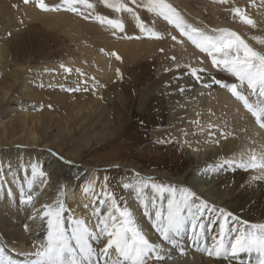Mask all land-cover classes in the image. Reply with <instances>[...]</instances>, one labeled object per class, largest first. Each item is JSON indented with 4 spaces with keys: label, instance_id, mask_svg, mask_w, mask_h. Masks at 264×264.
Masks as SVG:
<instances>
[{
    "label": "rangeland",
    "instance_id": "rangeland-1",
    "mask_svg": "<svg viewBox=\"0 0 264 264\" xmlns=\"http://www.w3.org/2000/svg\"><path fill=\"white\" fill-rule=\"evenodd\" d=\"M56 1L61 0L35 2L41 3L43 7L40 8L45 12H67L80 18V24L98 30L97 48L89 44L83 45L85 49L80 48L76 39L60 32H54V39L47 42L46 31L39 26L34 29L35 43L40 48L34 50L35 66L65 64L66 68L81 72L84 85L92 77L91 92L84 91L85 88L81 94L78 91L71 97L72 107L81 100L77 98L88 101L91 93L96 99H103L113 134L100 146L89 152L84 150L79 159H72L65 153L73 146L72 141H68L62 151L51 146L34 147L35 155L51 153L65 165L73 161L83 167L81 171H86L88 178L108 183L122 206L119 219L126 223L127 233L136 238V264H154L170 246V242L162 240L152 244L129 210L128 195L136 188L142 192L144 181H152L156 191L169 197L164 240H170L175 248L172 264H184L189 257L192 262L191 254L194 253L185 248H191L193 240L205 233L204 229H212L219 222L216 221L218 214H214L220 209L214 205L216 200L208 189L215 167L234 166L233 162L239 168L242 163L245 169H251L249 180L242 185L245 190L261 167L254 152L249 154L251 162L241 161V154L238 155L240 159L235 160L234 153L231 157L210 159L207 166L200 152L203 151L201 146L212 143L215 155L220 143H228L229 137H238L241 142V120H238V128L235 116L232 118L230 114L234 108L226 103L218 104L219 111L215 107L218 101L215 94L220 87L240 104L244 97L249 103L242 102L243 107L264 131V121L257 113L260 111L264 116V0H62L59 5L54 3ZM115 36L120 39L114 40ZM123 41L139 42L140 46H134L131 53H124L116 48L117 43ZM95 53L102 55L104 60L98 63ZM105 64L108 69H104ZM70 91L71 88L67 93ZM52 99L45 98L37 112L47 111L57 119L70 115L68 108ZM108 120L100 121L108 126ZM100 126L97 123L92 129L99 131ZM242 132L240 147L247 141L243 126ZM188 153L195 159L192 167L195 181L190 185L182 183L176 174V170L187 168ZM104 159L117 162L107 163ZM150 171L153 174L148 177ZM65 172L68 180L71 170L67 168ZM240 187L234 192L235 201L241 199ZM198 191L201 194H196ZM210 217L215 218L213 223ZM162 220V213L158 211L153 216L158 229ZM188 242H191L189 246ZM246 242L257 262L262 260L264 264V223L246 225L240 237L235 242L230 241V249L235 252L234 262L251 263L241 254ZM59 249L41 248L44 251L39 249L32 257L38 262L48 258L49 264H87L84 257L81 260L66 257ZM201 253L207 254L204 250Z\"/></svg>",
    "mask_w": 264,
    "mask_h": 264
},
{
    "label": "bare ground",
    "instance_id": "bare-ground-1",
    "mask_svg": "<svg viewBox=\"0 0 264 264\" xmlns=\"http://www.w3.org/2000/svg\"><path fill=\"white\" fill-rule=\"evenodd\" d=\"M35 1L0 0V264H49L48 258L43 262L36 261L32 257L33 253L39 249L43 252L41 248L53 250L56 247L61 248L59 250L66 257L77 260L84 257L87 264H136V238L127 233L126 223L119 219L122 206L108 183L105 180L97 182L94 178H88L87 172L81 171L84 170L83 167L73 161L65 165L51 153L35 155L33 151L38 146H51L62 151L67 142L72 141L73 146L65 150V153L72 159H79L84 150L89 152L100 146L113 134L107 118L108 107L103 99H96L91 93L88 101L77 98L81 100L72 107L71 97H75L78 91L81 94L83 88L87 92L92 90V77L84 85V77L77 69H68L65 64L37 68L34 63V50L40 49L35 43V28L43 27L47 42L54 39V32H60L76 39L80 45L78 47L89 44L94 49L97 48L100 38L98 30L80 24V18L67 12H45L40 8L42 4ZM54 3L59 5L63 1ZM117 37L112 38L120 39ZM84 40H88L87 43H83ZM134 46L138 48L140 43L118 42L116 48L119 47L118 50L124 53H131ZM82 49L80 52L83 55ZM95 54L98 63L101 59L104 60L102 55ZM91 60L93 61L92 57ZM107 66L105 64L104 69H108ZM53 82L57 86H53ZM70 88L72 91L67 93ZM220 89L222 88L215 94L218 100L215 107L218 110V104L226 103L234 108L230 113L231 117L235 116L236 127L241 122V142L242 126L246 128L247 141L240 147L237 134V138L229 137L228 143H220L215 155L212 143L201 146L203 151L200 153L205 157L204 165L207 166L210 159L234 153L235 160L241 154V161H250L249 154L254 152L261 167L247 183V190L242 185L249 180L251 169H245L242 163L239 168L233 162L231 164L234 166L227 164L215 167L208 189L216 200L211 201L220 209L214 214H218L216 221L219 222L212 229H204L205 233L193 240L191 248L184 247L194 253L191 254L193 261L190 262L189 257L186 262L183 260L184 264H239L233 261L235 252L230 249V241L235 242L245 231L246 225L252 222L264 223V131L243 107L242 102L249 103L244 97L240 104ZM48 97L55 99L59 106L68 108L70 115L57 119L46 113L47 111L37 112L39 105ZM257 113L261 121H264L260 111ZM103 118L108 120V126L100 121ZM97 123H100L101 129L94 131L92 126ZM75 133L78 134L77 137ZM192 153L187 154V168L176 170L178 179L189 185L195 181V172L192 169L195 159ZM105 162L117 161L107 159ZM67 168L73 173L70 172L68 180L65 177ZM152 174L150 171L147 176ZM160 175L168 177L164 173ZM143 185L142 192H138L136 188L132 194H127L129 210L137 225L148 234L152 244L159 240L170 242L168 250L159 259H155L154 264H172L175 248L173 249L170 240H164L169 197L156 191L152 181L146 180ZM239 186L242 187L241 199L235 201L234 192ZM196 194L201 193L198 191ZM158 211H161L163 217L159 229L153 222V216ZM210 219L213 223L215 218ZM189 243L191 244L188 242L186 245L189 246ZM203 250L207 254H202ZM241 254L251 262L249 264L262 263V260L257 262L248 242Z\"/></svg>",
    "mask_w": 264,
    "mask_h": 264
}]
</instances>
